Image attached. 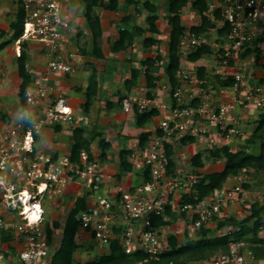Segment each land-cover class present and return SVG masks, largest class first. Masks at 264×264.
I'll return each instance as SVG.
<instances>
[{"label":"built area","instance_id":"obj_1","mask_svg":"<svg viewBox=\"0 0 264 264\" xmlns=\"http://www.w3.org/2000/svg\"><path fill=\"white\" fill-rule=\"evenodd\" d=\"M20 5L24 11L20 40L37 44L46 59L43 66L27 68L31 80L21 109L22 120L10 121L13 126L9 136L3 134L0 140V264H51L44 202L46 198L64 194L72 182L80 183L87 193V207L76 217L79 229L89 231L101 249L118 240L128 254L144 252L146 258L134 264H157L169 248L172 224L157 228L151 220L152 215L165 216L167 206L178 219L184 220L185 227L210 228L216 223L214 228L222 231L217 235L228 234L229 239L226 250L207 258L160 264H264V258H258L252 249L264 243V225L256 235L259 241L251 239L255 218L244 223L250 232L240 237L237 234L242 225L217 228L226 218L243 220L252 214L244 183L247 173L255 170L243 167L234 176V183H226L195 203H185L181 197L190 192L192 182L187 188L189 192L183 190L175 197L183 187V180L175 171H168L166 154V144H173L185 135L198 141L209 137L211 141L214 130L219 138L228 141L237 132L229 118H235L238 108L264 112V51L263 75L256 81H253L255 71H246L245 63L250 58L243 57L246 51L264 42V0H207L206 16L215 23V34L186 30L178 49L182 61L192 50L209 46L211 55L218 56L221 65L232 71L231 97L211 106L205 96L197 105H190L182 87L187 84L191 96L193 87L201 81L194 80L180 67L177 74L181 86L172 94V106L164 109L160 117L157 125L160 133L132 153L133 164L143 172L148 169L150 179L132 189L119 186L112 195L101 192L107 174L99 159L89 161L88 154L82 152L80 164L76 165L69 154L48 152L40 147L48 124L87 127L90 119L86 114L73 113L61 96L55 100V78L71 74L74 66L68 38L73 17L68 7L63 0H20ZM121 104L129 113L134 107L145 110L154 103L134 94L123 98ZM25 114L31 119H24ZM117 214L126 223L119 233L114 232ZM49 229L53 230L51 226Z\"/></svg>","mask_w":264,"mask_h":264},{"label":"crops","instance_id":"obj_2","mask_svg":"<svg viewBox=\"0 0 264 264\" xmlns=\"http://www.w3.org/2000/svg\"><path fill=\"white\" fill-rule=\"evenodd\" d=\"M99 1H102V3H99L92 7V14L97 15L100 20L102 29L101 49L104 54V58H97L91 55L93 50V37L90 26L85 17V0H63L65 5L71 11L72 17L74 18V16H77L79 26L75 28V23L73 20L72 24H74L68 32L70 50L73 55L72 62L74 66L72 73L61 76L60 83L58 82L56 84H60V86L58 87L60 89V94L56 95L55 100L57 101L62 97L64 101L70 104L69 106H71L72 110L77 111L76 114H86L89 117L90 124L89 127L87 126L88 128L85 127V129L89 134H97L92 143V152L95 158L98 159L100 155V146L98 145L99 138H104V141L109 144L110 147L107 150L106 158L104 160H100L103 165V169L107 174V178L105 179L104 183L101 184V192L105 193L106 195H112V193L115 192L119 186H122L125 189H132L145 181L144 172L136 168V166L133 164L134 158L132 157V153L140 148L139 136L141 133L148 132L150 134V140L158 132L157 125L159 123L160 117L164 109L168 108L169 106L166 98H163V96L162 98H160L161 93L159 94V91L157 89L159 86L156 87V90L153 89L152 93L154 96L153 98H151L154 104L152 107L146 108L145 110L157 108L158 114L152 116L148 121L145 122L144 125L137 126L134 111L129 113L125 112L121 104L122 98H125L129 95L136 94L141 97L145 96L146 98H148L146 96L147 88L145 86V68L142 66L141 60L148 56L155 57L158 53H163L162 49L160 48L158 52L154 51L156 54L152 55L153 50L157 48L159 43H161L160 23H164L166 25L164 29L167 31L163 33V36L166 37L164 39L165 44H168L170 34V25L167 21L169 0H149L157 7L156 13L158 14V19L156 20V25L159 32L155 35V37L158 42L152 44L150 48L145 49L142 44L143 37H136L133 44L127 50L122 51H113L112 46L119 37L117 29L122 28L125 25L124 22L126 16H130L128 21L131 24L137 23L143 27H147L145 18L148 15L149 11L148 9H144L142 5V1L144 0H138L136 3H127V0ZM112 1H114L115 8H106L105 6L110 5ZM191 2L192 0H188L187 5L182 9L180 13V18L183 24V21L186 22L187 16L185 14H191L193 13L192 11H194ZM17 3L18 0H0V44H4L0 49V106L2 107L4 106L3 102L9 100L10 88L18 87L19 91V85L21 84L20 81H22L18 74V69L15 62L16 60L10 58L11 52L14 51L13 49L15 47V41L12 39L13 30L10 29V24L15 19ZM138 9H140L141 11H137ZM187 10L188 13H185L187 12ZM195 12L196 11H194V13ZM199 18L200 20L195 24L189 26V28H187L184 24L186 27L185 31L193 30L191 29L192 26H199L201 24L200 15ZM78 27L85 29L84 32H87L88 36L85 41L86 46L82 47V52L80 53L77 49L78 46L75 45L74 39L81 35L79 29L77 30ZM214 29L215 26L211 28V31L213 32ZM151 35L152 33L148 30H146V32L144 33V37ZM165 56L166 58H164ZM211 56V53H209L201 58L203 59L205 57L208 58ZM201 58L197 61H190L185 58L181 61L180 64V67L187 73L191 74L194 80L201 81L200 84L197 83L200 91L193 92V94L197 96L193 98V100L199 99V101L200 98L205 97V94L202 91H204V87L208 82L207 79H201L197 75L198 68H195V64H197L201 60ZM165 59H167V54L164 55L163 53L162 59L160 61L164 62ZM158 63L159 61L157 62V64ZM28 65L32 67L33 63L31 62L30 64H26L27 68ZM200 67H204V65H200L199 68ZM133 68L139 69V76L137 80L132 84L131 89H128L125 85V82L127 79L131 78V70ZM90 70L94 71L95 73V77L97 79V91L92 99L89 108L85 110L83 108V104L86 100V89L89 81V76L91 75V73H89ZM185 85L189 87L187 84ZM185 85L183 87H185ZM193 88H195V86ZM187 91L190 93L189 89H187ZM59 96L61 97L59 98ZM170 96L171 95H169V98ZM219 99L226 101L229 99V95L223 92L222 97L218 98V100ZM163 106L165 107L163 108ZM241 109L243 108H239V110ZM4 111L8 113V118L6 116L7 119H13V114H11L12 112H8V110ZM243 111L244 110L239 113L241 118L244 114ZM13 112L17 113L18 110L14 109ZM236 115L238 116V113H236L235 116ZM1 119L0 121H2ZM73 129L74 127L68 124L60 125L59 129H56L54 125L46 126L44 128L45 136L42 140V145L40 146L41 149L48 152L55 151L58 153L69 154L73 142ZM53 138L55 139V141H51L50 146H45V143H48L47 141L50 142V140ZM197 143L199 142L196 140L195 142H191L183 146H186V148L190 147L195 149ZM46 148L48 149L46 150ZM196 151L199 152L198 150ZM121 155L125 157L127 162L131 165V169H129L128 171H122L120 169L119 163ZM211 166H215L216 169L211 172H204V174L222 171L224 168V162H222V160H211L206 162L203 167H198L195 169L199 172H202V168ZM226 183H234V176H229L226 180ZM84 192L85 190L83 186L80 185V183L72 182L68 186V189L66 190L63 198H65L69 193L70 196L78 197L80 195H83ZM187 192L189 191L187 190ZM52 198L53 197H50L48 199L50 200ZM51 202V204H55L57 207V204L54 201ZM74 202L69 204L73 205ZM46 204L47 200L44 202L45 209ZM71 208L72 206L69 207V211ZM66 215L68 216L67 213ZM67 216H65L64 221H61V224L59 223L58 227H55L52 223L51 227L53 229H58L60 226L64 227ZM125 224L126 223L119 214L116 217V224H114V229L121 231L125 227ZM48 227L50 226L48 225ZM176 235L178 236L179 242H183L180 240L179 234ZM75 241L79 244L78 250L83 249L85 246H91L94 248V251H96V255L109 253V247L105 249L97 247V243L93 239L89 231H82L78 228L77 234L75 235ZM59 244L60 241L58 243V246Z\"/></svg>","mask_w":264,"mask_h":264},{"label":"trees","instance_id":"obj_3","mask_svg":"<svg viewBox=\"0 0 264 264\" xmlns=\"http://www.w3.org/2000/svg\"><path fill=\"white\" fill-rule=\"evenodd\" d=\"M138 0H127V3H136ZM102 3L99 0H85L86 10L85 17L90 26L92 37H93V50L91 55L97 58H104V54L101 49V35L102 29L100 25V20L97 15L92 14V7ZM188 0H169L168 16L167 21L170 25L169 41L167 44V61L164 64V72L167 76V81L170 84V95H172L178 85V75L177 72L180 69L181 55L179 53L178 44L180 38L185 31L186 27L182 23L180 18V13L182 9L187 5ZM192 8L201 16V24L199 26H192L191 29L196 32H202L207 29H211L215 26V23L211 22L206 16L207 10V0H192ZM144 9H148L149 13L145 18L147 27H143L137 23L131 24L128 20L130 16L125 17L124 27L118 29L119 37L114 42L112 46L113 51L127 50L134 42L136 37H143L142 44L145 49L150 48L152 44L158 42L155 35L159 32L156 25V20L158 19L157 7L155 4L151 3L149 0L142 1ZM16 17L14 21L10 24V29L13 30L12 39L18 40L23 31L24 22V11L20 5V0L17 3ZM109 9H114V1L108 6ZM137 11H141L138 9ZM217 17L220 18L219 12L216 13ZM146 30L152 33L151 36L144 37ZM222 33V32H220ZM224 33V31H223ZM4 44H0V49ZM260 49H257V58L260 60L259 53ZM211 49L209 46L204 45L196 50H192L187 54L186 58L190 61H197L206 54H209ZM250 54V51H246L243 57ZM162 59V54L158 53L155 57H146L141 60L145 75V86L147 88L146 96L151 99L153 98V89L157 87V81L160 79L159 76L154 75L155 65L158 61ZM27 54L23 47L21 48L17 57V69L20 78L22 79L19 85V97L21 98V103H24L25 90L27 85L31 80V74L27 70ZM198 77L204 78V68H198ZM139 76V69L133 68L131 70V78L127 79L125 85L128 89H131L134 81L137 80ZM232 74L228 73V77L222 83L223 87H230L232 84ZM263 82V79L260 80ZM97 91V79L95 73L89 77L87 89H86V100L83 104V108L87 110L92 102L93 97ZM123 99V98H122ZM122 101V100H121ZM199 103L198 100H193L190 105L195 106ZM157 108H152L150 110H140L134 107V116L137 126H142L148 121L152 116L157 115ZM56 129L60 128V125L55 126ZM157 133H160L159 131ZM97 134L87 133L85 127H74L72 132V145L70 148L69 159L76 165L80 164V155L82 152L88 154V160L92 161L95 159L92 152V143ZM149 133L143 132L139 136V147H144L149 141ZM256 139L260 140L258 146V152L251 151L250 145L254 143ZM197 139L194 136L185 135L178 138L173 144H166V154L168 156L167 169L171 173L174 168V144L177 142L181 145H186L191 142H195ZM98 145L100 146L99 160H104L107 155V150L110 147L104 138H99ZM209 157L211 160L223 159L224 168L220 172H214L209 174L201 173L198 175L196 180L192 183L190 192L184 193L181 197L182 202L195 203L210 194L215 189L222 188L226 184V180L229 176H236L243 167L252 168L255 171H264V112L261 111L259 118L257 120V125L250 138L247 140L246 144L240 146L237 149H231L228 144H224L221 147H215L210 150ZM201 152L195 153L190 159V165L193 169L198 167H203L206 163L203 159ZM120 169L122 171H128L131 169L130 163L127 162L126 158L122 155L120 156ZM145 180L150 179L148 169L144 171ZM245 188H248V184H244ZM87 194V193H86ZM86 194L78 196L75 199L73 207L70 209L68 216L66 218L64 227L62 229V238L58 248L54 249L51 264H82L75 260V252L79 248V244L75 241V235L80 226L77 214L86 209L87 199ZM252 214L243 220H238L233 217L226 218L217 224V228H222L229 224L242 225L240 232L237 236L240 237L250 230L244 225L251 218H255L254 227L252 233L254 237L251 239L254 241H259L256 239V235L261 226L264 225V202L254 201L251 204ZM185 214L182 215L184 217ZM153 226L159 228L160 226L173 224L178 220L175 213L170 211V206L166 207L165 216H151ZM53 225L55 227L59 226L58 221H54ZM116 233L119 230L114 229ZM200 234L198 238H187L182 244L179 242L178 236L171 232L168 237L169 248L161 254L160 261L162 262L176 261L183 263L186 260L202 259L207 258L213 253L226 250L229 235H214L210 236L213 231L211 228L202 227L199 230ZM48 240L52 239V231L47 228ZM264 242V240H263ZM255 255L258 258H264V243L262 245H256L252 247ZM146 258V254L142 251H136L134 253L128 254L122 248L118 240H113L109 245V253L102 255H95L91 259L87 260L83 264H134L140 260Z\"/></svg>","mask_w":264,"mask_h":264},{"label":"rangeland","instance_id":"obj_4","mask_svg":"<svg viewBox=\"0 0 264 264\" xmlns=\"http://www.w3.org/2000/svg\"><path fill=\"white\" fill-rule=\"evenodd\" d=\"M68 10H69V8H68ZM189 11H191V10H189ZM192 12L193 13H191V14L190 13L185 14L187 16L186 22L185 21H183V22L187 28H189V26H191L192 24H195L196 22H198L200 20L199 15L196 12L194 13V11H192ZM185 13H188V10ZM73 20L75 23L74 27L76 28L77 26H79L77 16H74ZM160 27H161V32H160L161 33L160 34L161 43H159L157 48H155L153 50L152 55L156 54L155 52H158L160 50V48L162 49V52L164 53V55L167 54V46H166L167 44H165V42H164V39L166 37L163 36L164 35L163 33L165 31H167L164 29L166 27V25L164 23H160ZM78 29H79L81 35L74 38V39H75V45L78 46L77 49L80 53V52H82V47L86 46L85 41H86V38H88V36H87V32L86 33L84 32L85 29L80 28V27H78L77 30ZM205 31L209 32V34H211V35L215 34L214 32L211 31V29H207ZM14 41H15V47L13 49L14 51L11 52L10 58L16 60L15 61L16 67H17V57H18V54H19L22 47L27 54V64H30L32 62L33 68H37V66H43L45 64L46 56L43 53V51L39 52L38 47L36 46L37 44H35L32 41L22 42L20 39L14 40ZM260 41L263 42V40H260ZM257 49L261 50L259 53L260 54L259 55V57H260L259 61H258V59H256L257 58ZM249 51H250V54L247 55V57H249L250 60L245 63L246 71H250V72L253 71V73L255 71V77H254L253 81H256L257 77L263 75L264 42L262 43L261 46L256 45L253 49H249ZM210 53H212V51ZM164 58H166V56ZM165 60L167 61V59H165ZM165 60H164V62L159 61V63L155 65L154 73L156 76L160 77V79L157 81V87L159 86L157 88L159 91L158 93L159 94L161 93L160 98H162V96H163V98H166V101H167V103H169L168 105L170 107V106H172V103H173L172 99L173 98H172V95L169 98L170 84L168 83L167 76L165 75V72H164V64L166 62ZM197 64H195V68H199L200 65H204V67H203L204 68V78L208 80V82L206 83V85L204 87V91H202L205 94V96L207 97V103L211 106H214L218 102L224 101L221 99L218 100V98L222 97L223 92L225 94H228L229 99H230L231 89H230V87H228V88L223 87L222 83L228 77V73L232 74V71L225 69V67L221 65V63L218 59V56H215L213 54L211 57H208V58L205 57L203 59L201 58V60ZM28 67H30V66L28 65ZM251 68H252V70H251ZM93 72L94 71L90 70L89 73H91V75H92ZM253 76H254V74H253ZM60 77H59V79L56 77L54 80L55 95L60 94L59 93L60 89L58 88L60 86V84L56 85L58 82L60 83V80H61ZM20 82H19V84H20ZM28 85L26 87V90L29 88ZM180 86H181V83L178 81V85H177L176 89ZM186 88L187 87H182V90L184 92L186 101L189 102V104H191L193 101L192 97L194 95L191 94V96H190V93L187 91ZM26 90H25V94H26ZM56 90H58V91H56ZM9 91H10L9 100L6 102H3V104H4L3 107L0 106V119L2 118L1 119L2 121H0V140H1V138H4L3 137L4 135H6V137L9 136L10 128L13 126L12 124H10V121L13 120V122H14L17 120H19V121L22 120L21 109L25 106V98H24V103L22 104L21 98L19 97V94H18V87L10 88ZM193 91L194 92L200 91V89L198 88V85L195 86ZM6 108H8V109H6ZM14 109L18 110V112L14 113L13 112ZM4 110H8V112H12L11 114H13L12 115L13 119H11V118L7 119L8 113H6ZM242 110H244L243 111L244 114H243V117L241 118L239 113ZM72 111H73V113L77 112L74 110H72ZM237 113H238V116L236 115L235 118L234 117L229 118L232 125L235 126V129L237 130V132L231 134L230 137L228 138V141L223 139V138H219V135H217V133H215V131L213 130V133L210 134L212 137L211 141H210L209 137H206V138L204 137V139H202L200 141H198V139H197V141L199 143H197V146L195 147V149L190 148V147L186 148V146L184 147L183 145L178 144L177 142L174 144V149H173L174 150V157H173L174 158V168H173V172L175 171V174L179 175L180 178L183 180V187L180 188L179 190H177L175 197H178L180 194H182L183 190L184 191L187 190V188H189V183L190 182L193 183L199 174L204 173V172H211L214 169H216L215 166L204 167L201 169L202 172H199L196 169H192L191 165H190V159L192 158V156L195 153H197L196 150L201 152L203 155L202 156L203 159H205V161L208 162V161H211V158L209 157V155H210L209 152L212 148L221 147L224 144H228L229 146H231V149L235 150V149L239 148L240 146H243L246 144L247 140L250 138V136L252 135V133L254 131V128L257 125V120L259 118L261 110H254L252 108L239 110V108H238ZM245 115H247V116H245ZM6 116H7V118H6ZM34 117H35V115H34ZM47 126H51V125H47ZM54 126H56V125H54ZM214 136H215V138H214ZM51 141L53 142V141H55V139L54 138L51 139L50 142L47 141L48 143H45V146L46 145L50 146ZM259 143H260V140L256 139L254 141V143H252L250 145V150L258 152ZM200 144H201V146H200ZM40 145H42V142L40 143ZM47 149L48 148H46V150ZM194 151H196V152H194ZM217 160H222V162H224L223 159H217ZM246 180L247 181L244 184L249 185V187L246 188V190H247V203H249L251 205L254 201H263L264 202V171H260V172L253 171L251 173L248 172L246 175ZM64 195H65V193L60 195V196H53V198L50 200L46 198V200H47L46 224H48L49 226H51V223L53 224L54 221H58L61 224V221H64L65 216H67L66 213L68 214V212H69V207H71V206L73 207V205H70L69 203L74 202V200L77 198V197L70 196V193L65 198H63ZM74 196H76V195H74ZM51 201H54L57 204V207L55 204H51L52 203ZM184 223H185L184 220L178 219L177 221H175L172 224L170 230L172 232H178L179 238L183 242H185V240H187V238H189V239L190 238H198L199 234H200L199 230L201 228L200 229H195V228L190 229V228L185 227ZM214 224L216 225V223H214ZM214 224L212 227H210L213 231L211 234H209L210 236H214V235L220 234L222 232V231L216 230L214 228ZM62 227L63 226H60L58 229H53V230L51 229L52 230V239H51L52 252L54 251V249L58 248V243L62 238ZM207 228H209V227H207ZM183 230H184V233H182ZM256 239H258V237H256ZM183 242H181V244ZM96 254L97 253H96V251H94L93 247H91V246L86 247L85 246L83 249L76 250L75 260H76V262L83 264L87 260L94 257Z\"/></svg>","mask_w":264,"mask_h":264},{"label":"clouds","instance_id":"obj_5","mask_svg":"<svg viewBox=\"0 0 264 264\" xmlns=\"http://www.w3.org/2000/svg\"><path fill=\"white\" fill-rule=\"evenodd\" d=\"M24 119H28V120H30V119H31V117H30V116H28L27 114H25V117H24Z\"/></svg>","mask_w":264,"mask_h":264},{"label":"bare ground","instance_id":"obj_6","mask_svg":"<svg viewBox=\"0 0 264 264\" xmlns=\"http://www.w3.org/2000/svg\"><path fill=\"white\" fill-rule=\"evenodd\" d=\"M27 210H28V208H27Z\"/></svg>","mask_w":264,"mask_h":264},{"label":"snow or ice","instance_id":"obj_7","mask_svg":"<svg viewBox=\"0 0 264 264\" xmlns=\"http://www.w3.org/2000/svg\"><path fill=\"white\" fill-rule=\"evenodd\" d=\"M37 207H39V206H37Z\"/></svg>","mask_w":264,"mask_h":264}]
</instances>
